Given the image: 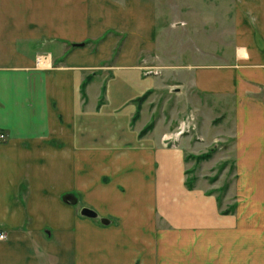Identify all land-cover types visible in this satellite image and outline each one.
Returning <instances> with one entry per match:
<instances>
[{
    "label": "crops",
    "instance_id": "0c3cea01",
    "mask_svg": "<svg viewBox=\"0 0 264 264\" xmlns=\"http://www.w3.org/2000/svg\"><path fill=\"white\" fill-rule=\"evenodd\" d=\"M163 95L185 114L141 136ZM0 130V264H264V0H0ZM229 141L225 213L184 153Z\"/></svg>",
    "mask_w": 264,
    "mask_h": 264
},
{
    "label": "rangeland",
    "instance_id": "374dc122",
    "mask_svg": "<svg viewBox=\"0 0 264 264\" xmlns=\"http://www.w3.org/2000/svg\"><path fill=\"white\" fill-rule=\"evenodd\" d=\"M173 6L174 5H172V3L164 4V9L167 11V13H165V19L167 18L166 23H171L172 21L174 14H172L171 10ZM195 31L202 33L204 30L196 29ZM171 32L172 39L180 42L179 44L173 42L168 49L169 51H176L174 53L176 62H194L197 58H200L202 56L203 52H200V49L202 47H200L196 40L189 39L188 33L185 29H173L171 30ZM164 38H166L165 34ZM167 38L169 39V36H167ZM156 105H158V109L153 115L152 111L155 109ZM176 109H178L180 118H182V116L185 114V109L177 106L175 98H171L169 102H167L165 95H163L162 98L156 97L150 108L147 110L148 113L144 114L142 123L146 125L152 120L153 115L154 118L156 116L157 120L161 121L160 123L162 125H165V127H167V125H169L174 118L175 112H177ZM175 121L177 122V119ZM175 125L177 126V124ZM187 130L188 129H186V132ZM193 140L196 141L195 135H193ZM231 145L232 144L230 141L225 142L222 146L217 147L213 151L210 158L205 160H198L196 157L192 158L189 156L191 153L187 151H185L184 153L186 161L184 167L186 169H189V172L185 175L186 180L194 178V186L202 184L207 187H212L210 192L212 191L218 197L222 211L232 209V206L236 205V203H234L233 201L235 197L236 180L234 165L235 156L233 150H231ZM194 151L202 153L204 150L202 146H198V148L196 147ZM233 211H235V208L232 209V212ZM157 224L160 226L165 225L163 221H159V219L157 221Z\"/></svg>",
    "mask_w": 264,
    "mask_h": 264
},
{
    "label": "trees",
    "instance_id": "16d2710c",
    "mask_svg": "<svg viewBox=\"0 0 264 264\" xmlns=\"http://www.w3.org/2000/svg\"><path fill=\"white\" fill-rule=\"evenodd\" d=\"M89 81H90L89 77L86 78V80H85L84 83H83L82 90H84L86 84H87ZM150 93H151V91H148V92H146L144 95H142L141 97H139V98L137 99V102H138V109H137V111H136V113H135V115H134V117H133V121H135V120L139 117V115H140L141 104H142V103L148 98V96H149ZM101 102H102V100H100V104H101ZM154 125H155V121L152 120L149 124H147V125H146V126L140 131V135H141V136L145 135L147 132H149L150 130L153 129ZM214 150H215V149L212 148V149H210L209 151H207V152H205V153H202V154H199V155L190 154L189 156L192 157V158H195V157H196L198 160H205V159H208V158L211 157V155H212V153H213ZM188 172H189V169L186 170V173H188ZM215 178H216V177H215ZM215 178H214V179H215ZM194 180H195L194 178H191V179H189V180H188V179L186 180V184H187V186H188L189 188H193V187H194V183H193ZM234 208L236 209V205H233V206H232V209H234ZM232 209L224 210L223 212H225V213H229V212L232 211Z\"/></svg>",
    "mask_w": 264,
    "mask_h": 264
},
{
    "label": "built area",
    "instance_id": "2783aa9c",
    "mask_svg": "<svg viewBox=\"0 0 264 264\" xmlns=\"http://www.w3.org/2000/svg\"><path fill=\"white\" fill-rule=\"evenodd\" d=\"M49 54L46 52H39L36 56V66L41 68H47L51 66L50 60H49ZM186 131V126L184 124L181 125L180 130L178 131V134H181ZM7 139V134L0 130V142H3ZM7 238V234L5 231H0V240H4Z\"/></svg>",
    "mask_w": 264,
    "mask_h": 264
},
{
    "label": "water",
    "instance_id": "95a60500",
    "mask_svg": "<svg viewBox=\"0 0 264 264\" xmlns=\"http://www.w3.org/2000/svg\"><path fill=\"white\" fill-rule=\"evenodd\" d=\"M78 45H83V44H78ZM81 214L87 217H91V218L99 217V214L94 209H91L89 207L82 208ZM101 222L105 224L109 223V221L106 220L105 218H101Z\"/></svg>",
    "mask_w": 264,
    "mask_h": 264
}]
</instances>
